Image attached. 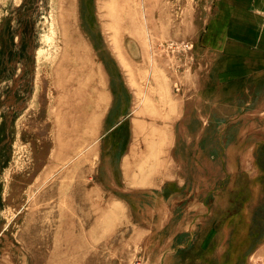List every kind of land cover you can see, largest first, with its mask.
<instances>
[{"label":"rangeland","instance_id":"374dc122","mask_svg":"<svg viewBox=\"0 0 264 264\" xmlns=\"http://www.w3.org/2000/svg\"><path fill=\"white\" fill-rule=\"evenodd\" d=\"M222 1L0 0V264H264V64L217 52Z\"/></svg>","mask_w":264,"mask_h":264},{"label":"crops","instance_id":"0c3cea01","mask_svg":"<svg viewBox=\"0 0 264 264\" xmlns=\"http://www.w3.org/2000/svg\"><path fill=\"white\" fill-rule=\"evenodd\" d=\"M222 2L230 10L226 18L221 14L215 17L212 34L219 40L217 52L231 55L229 68L238 67L243 70L239 73L244 75L258 68L254 65L264 64V54L260 51V46H264V0H248L247 4H242L241 0Z\"/></svg>","mask_w":264,"mask_h":264},{"label":"bare ground","instance_id":"6f19581e","mask_svg":"<svg viewBox=\"0 0 264 264\" xmlns=\"http://www.w3.org/2000/svg\"><path fill=\"white\" fill-rule=\"evenodd\" d=\"M36 259V258H35ZM50 259V258H49ZM73 262V261H72ZM33 263H34V261H33Z\"/></svg>","mask_w":264,"mask_h":264}]
</instances>
